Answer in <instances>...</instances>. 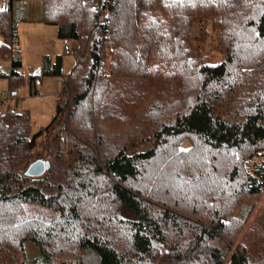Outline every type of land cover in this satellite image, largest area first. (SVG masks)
<instances>
[{
	"label": "trees",
	"instance_id": "16d2710c",
	"mask_svg": "<svg viewBox=\"0 0 264 264\" xmlns=\"http://www.w3.org/2000/svg\"><path fill=\"white\" fill-rule=\"evenodd\" d=\"M1 9L0 264H81L85 250L98 264H264L260 224L231 251L234 207L264 190V0H41L38 22L74 43L75 63L63 74L61 55L44 56L29 75L30 94L63 78L49 124L31 136L15 105L26 7ZM208 18L217 63L191 57L190 29ZM172 83L182 100L157 90ZM37 159L49 168L25 176Z\"/></svg>",
	"mask_w": 264,
	"mask_h": 264
},
{
	"label": "rangeland",
	"instance_id": "374dc122",
	"mask_svg": "<svg viewBox=\"0 0 264 264\" xmlns=\"http://www.w3.org/2000/svg\"><path fill=\"white\" fill-rule=\"evenodd\" d=\"M8 0H0V9L5 7L7 5ZM41 0H22V2L26 3V8L29 9L28 13L26 14V21L18 23V35H19V51L22 58V68L21 73L23 75V83L20 84V86L16 90V98H17V110L22 111L24 109L28 110V115L30 119V130L29 135L36 133L41 128L45 127L49 124L55 110V98L57 96L56 93L61 92V85H58V87L51 88V85L46 84V77H45V84L41 85V87H37V91L40 93L37 97L28 96V77L30 74L34 73L36 70H38L39 66H35L33 63H35L36 58H32V62H28L26 53L35 54L34 49L38 48L39 46L47 47L49 53L52 52V48L50 47L51 44H54L55 51L52 54V57H55L56 55L62 56V73L65 74L75 63V56L73 55H65V51L68 50L69 52H72V48L74 46V43L71 41H61L57 39L56 33H57V27L52 25H46L38 23L33 19L34 13L37 10V6H39ZM19 5L15 8L18 10ZM15 13H20L19 11H15ZM213 18L208 19H202L195 24L192 25L190 29V36H191V42L194 43L193 45V52L191 54V57L195 58L200 55H207L209 58V62L211 63H217L219 62L223 57L222 55L217 54L215 51L213 52L212 47L215 45V39H216V32L213 28ZM40 43H46L47 45H39ZM8 42L6 43V48L8 49L9 46ZM38 61H41V56H39ZM190 57V58H191ZM7 60H0V66L3 68L7 67ZM40 64V62H39ZM44 79V78H43ZM59 81H61L63 78H57ZM56 79V80H57ZM55 82V80H54ZM47 85V86H46ZM38 86V85H37ZM188 87V84H185V89ZM8 79L5 77H0V97L3 98L4 94L8 92ZM179 93H182V86L179 84L178 86ZM158 91L168 92L172 95H174V98L182 100L184 98V95H181L178 93V91L175 89L173 83L170 87H160L157 88ZM62 99L61 103L64 106V112L67 114L68 112V104H65L67 100L70 97V93L68 90L64 93H62ZM65 104V105H64ZM0 113L4 114L5 109L0 108ZM132 125H136L137 119L131 120ZM146 125L143 124L141 128H144ZM19 129H23L25 127V122L21 121L19 123ZM138 128V129H141ZM23 134H27V131L23 132ZM137 134V131L134 129L133 136ZM47 135V134H46ZM46 135L41 136L37 139L36 143L38 144V148L40 150H43V147L47 151V147L45 144H48L46 142L47 138ZM143 141V140H142ZM141 141H138L137 143H140ZM182 146H189V142H181ZM142 144L139 145V148H142ZM40 151L39 149H37ZM49 153V149H48ZM50 154V153H49ZM158 156H163V152L158 153ZM158 160V159H157ZM49 161L51 159L49 158ZM159 165L157 163L156 167ZM145 170V169H142ZM143 174V172H141ZM40 177V176H39ZM36 178V177H35ZM38 178V177H37ZM235 210L233 212V216L235 220L237 221L238 225L240 226L239 232L238 228H232L230 233L231 234H237L234 242L231 244V251H236L238 243L242 239V237L247 233L252 231L253 225L260 224L264 228V190L263 193H261L258 196H244L239 200V203L237 206L234 207ZM225 246L228 243L227 238H225ZM25 252L28 257V259H33L38 255V249L37 247L31 243L27 242L25 244ZM81 264H98V256L91 250H85L80 257Z\"/></svg>",
	"mask_w": 264,
	"mask_h": 264
},
{
	"label": "crops",
	"instance_id": "0c3cea01",
	"mask_svg": "<svg viewBox=\"0 0 264 264\" xmlns=\"http://www.w3.org/2000/svg\"><path fill=\"white\" fill-rule=\"evenodd\" d=\"M22 1V0H21ZM24 3V2H23ZM25 4V6H26V3H24ZM28 10L29 9H27L26 8V12L24 13V15H25V20H27L26 19V14L28 13ZM40 13H41V1H40V4H39V6H37V10L35 11V13H34V16L35 17H33V19L35 20V21H37L38 22V18H39V16H40ZM25 22V21H24ZM21 23V22H20ZM38 23H40V22H38ZM41 24H43V23H41ZM17 29H18V25H17ZM56 37H57V33H56ZM58 39V38H57ZM39 45H47L46 43H40ZM50 47L52 48V52H50L49 53V51H48V49H47V47H42V46H39L38 48H36V49H34V52H35V54H30V53H26V57H27V61L28 62H32L31 61V59L33 58L34 59V57L36 58V61H35V63H33L36 67L37 66H41V63H42V59H43V57L44 56H49V57H51L52 59L53 58H55L56 56H59V55H56L55 57H52V54L54 53V52H56L55 51V46H54V44H51L50 45ZM67 55H69V54H67ZM39 56H41V61H38V58H40ZM20 57H21V55H20ZM21 61H22V58H21ZM39 62H40V64H39ZM8 64H7V67H3L2 69H3V71H5V72H7L8 71ZM39 67H38V69H39ZM57 78H52V77H48V78H46V84L47 85H51V88H53L54 86L55 87H58V81L57 80H59V79H57ZM44 80H45V78L44 79H42V81H41V83L40 84H38V86L37 87H41V85H44L45 84V82H44ZM54 80H55V82H54ZM8 84H9V82H8ZM46 85V86H47ZM49 85V86H50ZM37 87L35 88V93L34 94H30V88H29V86H28V88H29V91H28V96L29 97H31V96H34V97H37L38 95H40V93L37 91ZM8 90H9V88H7ZM59 95V93L57 94L56 93V95L55 96H58ZM56 101H57V97L55 98V105H56ZM15 102H17V98H16V100H15ZM12 103V102H11ZM16 105V109H17V104H15ZM13 106V105H12ZM24 110H27V109H24ZM28 111V110H27Z\"/></svg>",
	"mask_w": 264,
	"mask_h": 264
},
{
	"label": "water",
	"instance_id": "95a60500",
	"mask_svg": "<svg viewBox=\"0 0 264 264\" xmlns=\"http://www.w3.org/2000/svg\"><path fill=\"white\" fill-rule=\"evenodd\" d=\"M39 73V70H36L34 72V75H37ZM49 168V162L42 160V159H37L30 163L25 170L24 174L27 177L35 178L41 176L45 170Z\"/></svg>",
	"mask_w": 264,
	"mask_h": 264
},
{
	"label": "built area",
	"instance_id": "2783aa9c",
	"mask_svg": "<svg viewBox=\"0 0 264 264\" xmlns=\"http://www.w3.org/2000/svg\"><path fill=\"white\" fill-rule=\"evenodd\" d=\"M84 3V2H82ZM65 54H70V55H74V52H69L68 50L65 51ZM5 95H8V94H5Z\"/></svg>",
	"mask_w": 264,
	"mask_h": 264
},
{
	"label": "snow or ice",
	"instance_id": "6c2138e0",
	"mask_svg": "<svg viewBox=\"0 0 264 264\" xmlns=\"http://www.w3.org/2000/svg\"><path fill=\"white\" fill-rule=\"evenodd\" d=\"M0 10H2V9H0Z\"/></svg>",
	"mask_w": 264,
	"mask_h": 264
}]
</instances>
